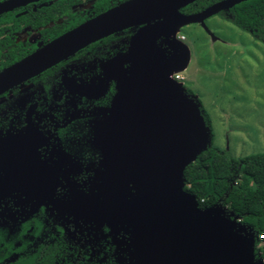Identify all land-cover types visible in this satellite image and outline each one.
I'll return each mask as SVG.
<instances>
[{"label": "flooded vegetation", "instance_id": "flooded-vegetation-1", "mask_svg": "<svg viewBox=\"0 0 264 264\" xmlns=\"http://www.w3.org/2000/svg\"><path fill=\"white\" fill-rule=\"evenodd\" d=\"M56 1L38 0L11 11L24 8L16 15L26 14ZM125 1L118 0L97 13V0H79L71 7L74 16L63 14L37 27L26 25L14 33L11 44L20 47L24 55L0 71ZM189 4L180 12L195 14L210 6L194 11ZM220 12L215 14L222 16ZM77 17L80 21L74 26L53 37L48 34L49 29ZM146 24L92 41L0 94L3 261L16 256L40 260L51 251L54 264H140L136 226L128 218L127 208L121 202L112 204L110 211H93L91 207L114 194L136 197V175L124 177L109 169L104 163L103 142L109 141L111 134L118 135L119 139H112L114 148L124 153L121 159L130 165L129 134L136 131L132 121L136 99L126 94L123 102L116 101L120 74L130 79L132 61L128 55L133 38ZM183 36L175 35L178 41H183ZM157 42L166 58L173 56L164 36Z\"/></svg>", "mask_w": 264, "mask_h": 264}, {"label": "water", "instance_id": "water-1", "mask_svg": "<svg viewBox=\"0 0 264 264\" xmlns=\"http://www.w3.org/2000/svg\"><path fill=\"white\" fill-rule=\"evenodd\" d=\"M38 0H4L0 15ZM195 0H127L62 34L49 44L0 71V94L88 43L133 25L146 24L134 36L128 58L130 79L121 73L116 104L136 99V131L129 134V166L115 150L112 134L104 139L109 169L136 175V197L114 194L94 202L92 210L121 202L136 226V257L140 264H264L256 259V237L227 207L201 208L187 191L186 166L210 143L200 103L173 75L187 66L188 45L175 33L243 0H221L195 14L180 8ZM161 36L174 54L166 58ZM127 130V127H125ZM115 130V129H114ZM111 131V130H110ZM5 145V143H4ZM139 263V262H138Z\"/></svg>", "mask_w": 264, "mask_h": 264}, {"label": "trees", "instance_id": "trees-1", "mask_svg": "<svg viewBox=\"0 0 264 264\" xmlns=\"http://www.w3.org/2000/svg\"><path fill=\"white\" fill-rule=\"evenodd\" d=\"M217 0H196L190 7L194 11L206 8ZM79 0H57L53 4L38 9L29 10L26 14L16 15L24 8L6 12L0 15V67L6 66L22 57L21 48L11 44L14 33L21 31L26 25L37 27L63 14H73L71 7ZM118 0H97L96 12L103 11L116 4ZM189 10V12L193 11ZM226 10V11H225ZM222 16L238 27L251 33L256 39L264 42V0H243L228 9H222ZM77 19L64 22L48 30L51 37L65 29L74 26ZM9 51L2 54L4 48ZM200 103V100H197ZM206 125L210 129V143L203 149L194 161L184 170V188L195 196L199 207L210 208L216 205L227 207V211L238 216L242 224L251 230L256 237L255 253L264 259V152L234 157L216 147L213 140L212 127L206 118L205 111L200 106ZM40 260L35 256H17L3 261L0 253V264H54L51 251Z\"/></svg>", "mask_w": 264, "mask_h": 264}, {"label": "rangeland", "instance_id": "rangeland-1", "mask_svg": "<svg viewBox=\"0 0 264 264\" xmlns=\"http://www.w3.org/2000/svg\"><path fill=\"white\" fill-rule=\"evenodd\" d=\"M178 34L190 49L181 82L200 100L213 144L234 157L264 152V42L218 14Z\"/></svg>", "mask_w": 264, "mask_h": 264}, {"label": "built area", "instance_id": "built-area-1", "mask_svg": "<svg viewBox=\"0 0 264 264\" xmlns=\"http://www.w3.org/2000/svg\"><path fill=\"white\" fill-rule=\"evenodd\" d=\"M183 37H184V36H183ZM173 77H174L176 80H178V81H182V80L184 79V76H183V74H182L181 72L175 73V74L173 75Z\"/></svg>", "mask_w": 264, "mask_h": 264}]
</instances>
